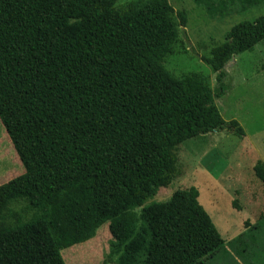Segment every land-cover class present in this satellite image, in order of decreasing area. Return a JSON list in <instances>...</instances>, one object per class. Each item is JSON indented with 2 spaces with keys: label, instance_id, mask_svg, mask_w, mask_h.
I'll return each mask as SVG.
<instances>
[{
  "label": "trees",
  "instance_id": "1",
  "mask_svg": "<svg viewBox=\"0 0 264 264\" xmlns=\"http://www.w3.org/2000/svg\"><path fill=\"white\" fill-rule=\"evenodd\" d=\"M117 1L0 0V119L25 167L0 184V220L18 201L34 210L0 226V264H67L61 251L105 222L117 264H196L223 248L195 186L145 205L139 230L132 211L171 184L177 145L224 129L216 98L227 91L225 66L264 40V15L235 24L211 49L214 92L198 73L178 78L164 65L185 9ZM194 1L211 17L264 2ZM229 124L245 135L238 120ZM254 172L264 183L261 161ZM248 231L231 241L239 256Z\"/></svg>",
  "mask_w": 264,
  "mask_h": 264
},
{
  "label": "rangeland",
  "instance_id": "2",
  "mask_svg": "<svg viewBox=\"0 0 264 264\" xmlns=\"http://www.w3.org/2000/svg\"><path fill=\"white\" fill-rule=\"evenodd\" d=\"M136 0H118V9H125ZM175 11H187V25L179 23V36L172 52L164 59L165 67L176 77L184 78L192 73L218 91L216 73L208 61L215 63L218 57L210 55L213 47L226 39L227 32L237 23L253 21L264 15V2L246 11L235 10L224 17H211L203 5L194 0H169ZM224 78L227 91L216 98L223 118L227 121L221 131H212L187 139L177 145V157L173 180L161 187L133 214L136 230L146 225L143 207L151 202H165L178 189L192 186L200 192L199 201L212 217L226 241L223 248L196 264H264V183L256 176L254 165L264 164V40L252 50L236 55L225 66ZM238 120L245 130L240 136L229 122ZM25 172L14 145L0 119V184ZM236 200L240 209L234 206ZM14 214L5 212L1 225H14L34 214L26 201L13 203ZM249 224L246 226L245 222ZM242 231L250 246L244 256L237 254L241 247L231 243ZM257 234V246L251 242ZM109 222L102 224L90 239L63 249L67 264H117L121 252L112 246ZM254 254L260 255L259 258Z\"/></svg>",
  "mask_w": 264,
  "mask_h": 264
},
{
  "label": "crops",
  "instance_id": "3",
  "mask_svg": "<svg viewBox=\"0 0 264 264\" xmlns=\"http://www.w3.org/2000/svg\"><path fill=\"white\" fill-rule=\"evenodd\" d=\"M199 197H200V196H199ZM240 207H241V206H240ZM241 208H242V207H241ZM242 230H245L244 227H243V229H241V230L239 231V232H241L240 234H242V233L244 232V231H242ZM246 230H247V229H246ZM240 234H239V235H240ZM244 239H245V242H244L245 245H249V246H250V243H248V242L246 241V238H244ZM256 240H257V241H256V244H255V242L252 243V244L255 245V246H257L258 237L256 238ZM251 242H252V238H251ZM225 243H226V241H225ZM240 246H241V245H240ZM237 251H239V249H237ZM254 255H256V254H254Z\"/></svg>",
  "mask_w": 264,
  "mask_h": 264
}]
</instances>
